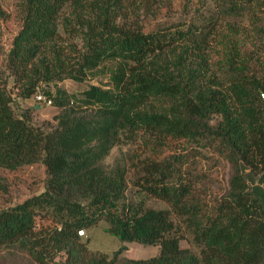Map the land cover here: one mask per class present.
I'll return each mask as SVG.
<instances>
[{"label":"trees","instance_id":"1","mask_svg":"<svg viewBox=\"0 0 264 264\" xmlns=\"http://www.w3.org/2000/svg\"><path fill=\"white\" fill-rule=\"evenodd\" d=\"M209 1L187 0V21L146 29L172 0H16L21 28L0 67V168L40 163L47 179L0 211V264H264V0ZM95 75L107 83L79 96L44 88ZM39 87L59 111L35 125V105L17 114L12 91L28 99ZM172 141L228 163L213 203L185 155L165 153ZM100 221L159 254L92 252L79 233Z\"/></svg>","mask_w":264,"mask_h":264},{"label":"rangeland","instance_id":"2","mask_svg":"<svg viewBox=\"0 0 264 264\" xmlns=\"http://www.w3.org/2000/svg\"><path fill=\"white\" fill-rule=\"evenodd\" d=\"M187 0H172V12H160L156 17L146 21V29H151L157 24L166 23L172 24L174 22L187 21L191 17V13L184 9ZM16 0H0V67L5 61L6 55L11 47L12 39L21 28L22 14L15 8ZM189 9L196 7H208L212 9V4L209 0H188ZM107 79L102 75H95L87 78L85 81L78 83L74 80L65 77L57 80L53 85H46L49 92L54 95L55 89H60L66 94L81 95L90 85H105ZM12 88V80H8V88ZM17 90L13 89V107L17 114L25 110H30L33 105H39V108L31 112L32 122L35 125L52 122V118L56 115L59 109L54 103L47 104L36 100L37 95L45 97L42 87L38 88L36 92L28 99H22L17 96ZM123 151L137 153L138 155H150L149 150L144 149L141 145L138 146H124ZM166 154H180L185 155L186 163L185 170L194 176H198L201 182L198 184L202 197L208 204L214 202V199L223 195L228 187L230 178V168L228 163L219 157L213 151H206L196 148L193 144L172 141L169 148L165 150ZM119 154V149H114L109 161L116 158ZM46 170L45 167L38 163L30 166H23L16 170H6L0 168V211L9 207L15 206L25 199L41 193L46 184ZM107 223L100 221L98 224L80 232L83 240H87L88 248L94 252L103 255H111L118 250L122 245L126 250L122 252V256L129 259H148L159 254V247L157 245L144 246L142 244L131 242L123 243L118 237L106 232ZM181 247H186L187 242H181Z\"/></svg>","mask_w":264,"mask_h":264},{"label":"built area","instance_id":"3","mask_svg":"<svg viewBox=\"0 0 264 264\" xmlns=\"http://www.w3.org/2000/svg\"><path fill=\"white\" fill-rule=\"evenodd\" d=\"M36 100L38 101V103H40V102H43V103H47V104H51V102L50 101H46V99H45V97H43L42 95H37L36 96ZM81 233H82V231H81Z\"/></svg>","mask_w":264,"mask_h":264},{"label":"water","instance_id":"4","mask_svg":"<svg viewBox=\"0 0 264 264\" xmlns=\"http://www.w3.org/2000/svg\"><path fill=\"white\" fill-rule=\"evenodd\" d=\"M260 97H261L262 101H264V91H260ZM34 108L38 109L39 105H35Z\"/></svg>","mask_w":264,"mask_h":264}]
</instances>
